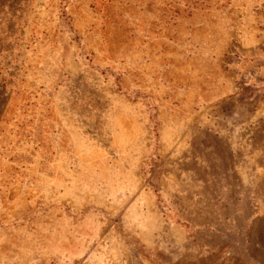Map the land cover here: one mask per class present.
Here are the masks:
<instances>
[{
    "label": "rangeland",
    "instance_id": "374dc122",
    "mask_svg": "<svg viewBox=\"0 0 264 264\" xmlns=\"http://www.w3.org/2000/svg\"><path fill=\"white\" fill-rule=\"evenodd\" d=\"M0 264H264V0H0Z\"/></svg>",
    "mask_w": 264,
    "mask_h": 264
}]
</instances>
